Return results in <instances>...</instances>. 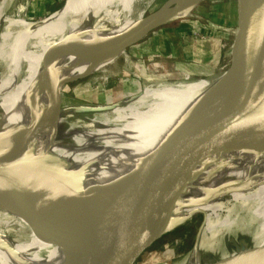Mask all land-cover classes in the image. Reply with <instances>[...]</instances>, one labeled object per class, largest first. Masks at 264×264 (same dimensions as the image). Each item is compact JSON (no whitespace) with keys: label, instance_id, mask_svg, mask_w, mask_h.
Wrapping results in <instances>:
<instances>
[{"label":"bare ground","instance_id":"bare-ground-1","mask_svg":"<svg viewBox=\"0 0 264 264\" xmlns=\"http://www.w3.org/2000/svg\"><path fill=\"white\" fill-rule=\"evenodd\" d=\"M13 1L8 0L7 6ZM80 1L67 0L63 11L50 19L26 21L20 16L21 7L13 16H6L5 11L0 16V160L11 163L10 170L27 184L25 192L40 200L42 216L59 229L77 228L81 217L72 221L76 209L81 216L88 214L106 187L147 157L143 174L163 148L162 142L212 94L222 78L198 76L157 84L154 87L160 92L142 103L122 104L124 99L112 106L76 107L100 113L89 120L71 116L77 109L66 104L49 110L64 83L101 72L115 59H131L127 51H116V46L140 27L153 2L135 0L127 9L124 0H115L101 14L103 0H87L92 10L85 16L81 15L85 8L74 14ZM200 1L188 0L169 18L189 16ZM58 96H64V89ZM33 124L39 125L34 138L21 150L22 155L17 154L14 150ZM19 196L11 198L0 183V264H81L76 256L38 239L18 207ZM199 213L206 218L198 244L176 264H229L226 260L239 253L245 256L243 260L231 264H264V258L255 254L264 246V142L248 145L223 137L209 141L170 216L183 221ZM112 216L103 220H112ZM240 224L246 225L241 232L254 231L257 245L200 258L205 238H213L216 228L224 227L221 233L226 238Z\"/></svg>","mask_w":264,"mask_h":264},{"label":"water","instance_id":"water-1","mask_svg":"<svg viewBox=\"0 0 264 264\" xmlns=\"http://www.w3.org/2000/svg\"><path fill=\"white\" fill-rule=\"evenodd\" d=\"M17 1L14 0L7 7ZM65 1L50 13L62 9ZM187 1L166 0L157 10L144 17L140 27L118 42L116 51H126L155 30L186 18L170 19L169 15L176 14ZM202 1L194 6L190 14ZM233 11L237 25L228 54V65L217 88L172 135H167L169 137L162 142L164 146L161 144L163 148L143 174L141 171L149 159L147 157L140 159L130 172H125L106 187L102 192L103 198L91 203L88 214L81 216L80 210L76 209L72 221L77 222L81 217L77 228L52 227L42 216L40 200L25 192L29 190L27 184L15 171L10 170L11 163L0 160V183L11 198H16L20 193L17 206L39 240L76 256L81 264H134L156 242L187 226L195 216L201 217L197 228L198 238L205 219L203 213L194 214L183 221L174 219L170 213L196 168L198 158L208 149L209 141L214 137H223L241 140L248 145L264 142V78L261 77L264 69V0H233ZM5 15L8 16L6 10ZM22 18L26 21L41 19ZM67 84L64 83L56 93V101L49 105V110L59 109L62 97L59 98L58 93L60 95ZM38 127L37 124L16 147L14 151L17 154L22 155L21 150L34 138ZM6 174L9 175L1 178ZM108 214H113L112 220H103ZM224 230V227L216 228L213 236L222 234ZM208 238H205L206 242ZM255 254L264 258V246L256 249ZM244 257L243 253H239L226 262L231 264Z\"/></svg>","mask_w":264,"mask_h":264},{"label":"rangeland","instance_id":"rangeland-1","mask_svg":"<svg viewBox=\"0 0 264 264\" xmlns=\"http://www.w3.org/2000/svg\"><path fill=\"white\" fill-rule=\"evenodd\" d=\"M63 1L18 0L6 8L8 0H0V16L5 8L11 16L14 12L16 13L18 7H21L20 16H25L27 19L55 18L65 8L67 0L64 7L59 9L60 12L59 10L55 13L50 12L58 9ZM134 1L124 0V7L129 9ZM165 1L153 0L148 6L147 14L157 10ZM112 2L115 3V0H103L99 13L103 14L105 8ZM86 3L87 0H82L76 4L74 14L82 13L85 8L86 12L81 15H89L92 8L88 9ZM194 11L184 19L171 22L155 30L127 49L130 60L115 59L101 72L67 84L64 87L62 105L66 104L72 108L107 106V104L112 106L124 99L122 104L142 103L153 100L160 92L154 85L170 84L183 79L193 80L198 76H202L201 78L221 76L228 65V54L237 25L233 12V0H203ZM35 13L37 15L34 17ZM105 75L106 78L102 79ZM155 90L157 93H154ZM140 92H143L142 95L136 96ZM130 95L136 97L126 99ZM99 114V112L89 113V111H78L77 109L72 112L71 116L78 120L83 118L89 120ZM88 164L92 168L98 167L95 163V165ZM200 223L201 217L195 216L190 224L176 229L156 242L134 264H176L180 262L191 252L197 239V228ZM245 227V224H240L237 231L226 238L222 237V234L208 238L211 242L205 243L206 247L201 249L200 258L202 260L211 259L223 253L241 250L242 247L257 245V240L253 237L254 231L241 232V229ZM236 242L239 246H235Z\"/></svg>","mask_w":264,"mask_h":264},{"label":"crops","instance_id":"crops-1","mask_svg":"<svg viewBox=\"0 0 264 264\" xmlns=\"http://www.w3.org/2000/svg\"><path fill=\"white\" fill-rule=\"evenodd\" d=\"M233 12H234V11H233ZM233 12H232V13H233Z\"/></svg>","mask_w":264,"mask_h":264}]
</instances>
